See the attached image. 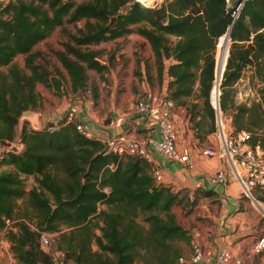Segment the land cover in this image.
<instances>
[{"label":"trees","instance_id":"16d2710c","mask_svg":"<svg viewBox=\"0 0 264 264\" xmlns=\"http://www.w3.org/2000/svg\"><path fill=\"white\" fill-rule=\"evenodd\" d=\"M232 14L226 0H166L154 6L138 0H9L0 6V68L7 66L0 71V147L17 137L23 143L20 151L0 155V166L11 167L0 172V231L19 264H58L54 251L62 255L59 264H136L138 255L142 264H178L180 244L190 241L172 212L177 192L155 182L153 163L104 154L99 139L81 135L64 117L16 133L22 114L39 106L36 85L59 93L65 79L59 72L49 75L34 46L64 23L83 21L57 54L70 92L79 94L88 70L104 80L108 69L90 46L137 34L151 47L158 83L164 73L168 77L166 97L174 108H185L196 145L216 132L219 111L228 117L231 133L246 131L247 143L264 149V0H246L235 19ZM228 31L217 111L211 103L215 50ZM226 54L220 42L221 64ZM18 55L24 56L23 68L13 63ZM247 64L262 82L259 100L251 104L238 103L234 90ZM148 68L145 62L147 77ZM25 176L35 180L29 189ZM254 196L264 200L258 190ZM18 199L25 203L21 211ZM43 232L57 233L56 250L41 249Z\"/></svg>","mask_w":264,"mask_h":264},{"label":"crops","instance_id":"0c3cea01","mask_svg":"<svg viewBox=\"0 0 264 264\" xmlns=\"http://www.w3.org/2000/svg\"><path fill=\"white\" fill-rule=\"evenodd\" d=\"M136 36L148 44L144 38L139 35ZM148 61L149 79L145 74L144 62H139V70L142 75L139 81L135 79L134 83H132L135 86L134 90H132L131 85H128L125 88L127 91L125 95L123 97H118L115 83L112 84L110 94L106 97L107 100H109L108 111L102 108L103 95H100V99H97L96 105H93L91 101L85 103L78 98L74 100L73 106L63 101L65 103L61 104V110L56 109L57 111H51L49 108H45L46 106H43L41 109V105L39 104L36 109L27 110L22 114L19 119L20 125L22 124L21 130L23 127L27 129H35V127L36 129H40L47 122L58 121L64 117L68 109L72 108L76 112L77 120L91 131L93 138L101 139L113 132H121L140 141H147L149 138L153 140L158 139L160 135L159 130L156 128L157 117L143 116L134 109L135 102L140 99L167 95L168 77L166 73H164L162 81L158 83L155 66L153 65L154 56L152 50ZM237 84L239 83H236L235 86ZM116 98H119L122 102L125 101L130 103L128 109L122 110L121 107H116L114 105ZM172 117L176 126L179 127L180 124L183 126L186 125V122H184L186 121L184 108H174ZM225 126L227 130H230L231 125L229 120H227ZM186 130L188 133L186 144L181 142V138L184 136L183 133L182 135L178 133V147L180 148L194 144V141H190V129L187 128ZM210 143L212 144L211 141ZM146 146L150 148L151 144L147 145L146 143ZM152 154L154 163L158 166L157 168L160 169L165 184L172 185V187L175 188L174 190L186 188L191 194H193L196 189L202 192L201 195L199 193L196 195L201 199L204 205L203 207L205 208V216L209 218L210 221L204 225H200L201 231H199L202 233V244L204 247L213 250H217L220 247H227L233 255L241 259L242 264H264V256L254 258V253L251 248L252 244H254L253 237L255 236V228H253V224L256 221L254 217L256 214L250 212V210L254 207H258L259 205L257 204H260L261 201L255 203L245 198L241 194L239 185L233 179L222 186L210 184L208 182L209 176L224 166L221 161L217 159L196 158L195 167L189 170L177 162L164 160L163 157L156 152ZM205 190H211L212 195L207 196L203 194ZM248 212L252 213L254 216L252 215L249 218ZM180 220L177 221L180 225L182 224V227L184 226L183 224H185L183 221H186V224H190V221H187L185 217H182ZM186 230L190 235L192 231L197 229L190 230L188 228ZM259 230H262V228ZM4 232L5 231H0V240L6 239L4 237ZM6 247L7 243L5 240L0 245V249L6 251ZM182 252L184 256H188L191 249L189 251L188 249H183ZM0 257H2L1 250Z\"/></svg>","mask_w":264,"mask_h":264},{"label":"built area","instance_id":"2783aa9c","mask_svg":"<svg viewBox=\"0 0 264 264\" xmlns=\"http://www.w3.org/2000/svg\"><path fill=\"white\" fill-rule=\"evenodd\" d=\"M238 1V5L233 7V2ZM246 0H226L227 7L233 9V19L239 14ZM220 42L226 44V51L230 37L227 32L218 37ZM218 44H216L218 46ZM226 58V56H225ZM225 58L222 64L215 61V84L211 91V103L218 100L220 95L219 85L225 67ZM252 69L251 64L245 66V71ZM217 88V95L215 94ZM174 104L171 99L165 96H154L146 99H140L135 102L134 109L143 116H156V128L159 130V137L156 140L152 138L147 141H140L121 132H113L101 139L104 154H114L118 157L125 158L128 156H139L147 162L153 163L154 171L152 173L155 182L162 183L163 176L158 166L154 163L153 152L161 155L164 160L173 161L181 164L184 168L192 170L195 167V159H217L224 166L213 172L208 182L215 186L226 185L233 179L240 187L241 194L248 200L260 202L254 196V191L258 190L264 198V149L260 145L250 146L247 143L249 134L246 131L231 133L226 129L218 108L216 124L217 129L214 133L215 142L211 146L206 145H189L178 147L179 134L173 121ZM63 118V117H62ZM66 122H75L76 130L87 138H92V133L82 123L77 120L76 112L70 108L64 115ZM53 130V127H49ZM147 145L151 144L149 148ZM148 147V148H147ZM23 148V143L17 137L14 141L1 147L3 152H18ZM107 192L108 188H104ZM5 231V230H4ZM6 240L8 252L10 242L7 239L0 240V245ZM51 233H40V247L45 252H50ZM191 252L188 256H181L178 264H242L239 257L227 247H220L217 250L204 247L202 244V233L199 230L190 233L189 241ZM264 250V235L252 245L254 254L261 253ZM11 251V250H10ZM13 256V253L10 254Z\"/></svg>","mask_w":264,"mask_h":264},{"label":"rangeland","instance_id":"374dc122","mask_svg":"<svg viewBox=\"0 0 264 264\" xmlns=\"http://www.w3.org/2000/svg\"><path fill=\"white\" fill-rule=\"evenodd\" d=\"M9 0H0V6L2 4L8 2ZM15 1V0H12ZM30 1V0H26ZM139 1V0H138ZM166 0H146V1H139L143 3L144 5L148 6H154V5H160L162 2ZM83 25V21H79L77 23L71 24V23H64L62 26L57 27L52 34L47 37L46 39L38 42L34 46V51L37 53H40V55L37 57V62L42 65L49 75L58 77V74L56 73H62L63 76H65V79L62 81V88L59 93L55 92L52 89L47 88L41 83H38L36 85V91L38 92L40 99L39 104L41 105V109L43 106H46L45 108H49L51 111L60 109L61 104L68 102L70 106H73V102L76 98H78L81 101H84L85 103L87 101H91L93 105L97 104V99H100V95L104 96L102 108L105 111L109 110V100H107V96L110 94L111 86L115 83V89L116 94L118 97H123L125 93L127 92L125 88L128 85H131L132 90L135 89V86L132 84L134 83V80L137 79L138 81L141 78V71L139 70V62L143 61L144 65L145 62L148 64L149 57L151 56V47L149 44H146V42L142 41L137 34H131L126 37L119 38L118 40L108 41L104 43H100L98 45H91L90 49L95 50L98 52V59L102 62L108 65V69L105 72V79L101 80L100 75L96 73L93 70H88V80L86 87H84L79 94H73L69 90V83L67 82V75L66 71L61 65V62L58 59L57 54L59 52L64 51V44L66 42H69L68 33L75 34L78 27H81ZM218 44V42H217ZM220 44V43H219ZM218 44V45H219ZM230 43H228L227 46V54L228 57V51H229ZM217 48L215 50V61L217 64ZM227 60V58H226ZM13 63L17 64L19 67H24V56L18 55L14 58ZM149 66V64H148ZM7 66L1 67L0 71H6ZM237 84L234 87L235 90V97L238 103H245V104H251L253 102H256L259 100L260 97V87L262 86L261 80L255 75L254 71H245L242 75V77L239 79ZM220 90V89H219ZM124 99V98H123ZM65 101V102H63ZM116 107H121V109L126 110L129 107L128 102L120 101L119 98H116L114 102ZM68 105V107H69ZM114 107V106H113ZM185 109V108H184ZM57 111V110H56ZM55 111V112H56ZM58 113V112H57ZM227 118H222L223 123H227ZM186 122V125L183 126L180 124V126H176V129L179 134L183 135L181 138V142L187 143L188 140V133L187 128L190 129V141H194V144L196 145L197 139L195 138L194 130L192 129V126L190 122ZM46 125V124H45ZM44 125V126H45ZM21 126L20 122L16 126V133L21 132ZM42 126V127H44ZM230 130L232 129V126H230ZM185 131V132H184ZM212 144L215 142V135L208 136L207 140H202L200 143L201 145L211 146L210 141ZM198 146V144L196 145ZM2 154V150L0 147V155ZM11 167L7 165H1L0 166V172L4 170H10ZM24 185L27 189L33 186L35 180L32 176H25ZM175 188L172 187V190L174 192H177V199L175 204L172 206V212L176 216V219L179 221L182 217L187 219V221H190V224H186V221H183L184 228L185 229H197L200 230V225H204L208 223L209 218L205 216V208L203 207V203L201 202V199L196 194H202V192L199 189H196L193 194L190 193L189 190L186 188L174 190ZM258 200V199H257ZM260 201V200H259ZM258 207H254L250 210V212H253L256 214L254 216L252 213L248 212L249 218L253 215L256 218V221L253 224V228H255L254 237H253V243H255L261 235H264V200H261ZM17 211H21L25 207V203L22 199H18L16 201ZM101 207V206H100ZM18 214V213H17ZM192 218V219H190ZM182 221V220H180ZM210 222V221H209ZM10 224V222L8 223ZM142 224L147 227L148 225L146 223ZM182 225V224H181ZM189 225V226H186ZM11 225H9V228ZM262 228V230H259ZM201 231V230H200ZM98 233V231H97ZM57 233H51V251L56 250V244H55V238ZM5 237V232H4ZM6 238V237H5ZM253 245V244H252ZM182 250L188 249L190 250V245L188 244H180ZM251 247V246H250ZM252 248V247H251ZM92 249L96 250L97 247L95 244H92ZM2 257H0V264H19L17 260L14 258V256H11L12 252L8 251V253L2 249ZM55 259L58 261L61 260L62 255L60 252L54 251ZM264 256V250L261 253L254 254V258ZM142 257L141 255H138L136 258V264H142ZM63 264H72L71 261H64Z\"/></svg>","mask_w":264,"mask_h":264},{"label":"water","instance_id":"95a60500","mask_svg":"<svg viewBox=\"0 0 264 264\" xmlns=\"http://www.w3.org/2000/svg\"><path fill=\"white\" fill-rule=\"evenodd\" d=\"M238 1H234L232 4H233V7H236L237 5H238ZM227 35L229 36V31L227 32ZM226 58H227V56H226ZM226 58H225V63H226ZM224 70V69H223ZM214 108H218V100H214ZM35 129H36V127H35Z\"/></svg>","mask_w":264,"mask_h":264},{"label":"bare ground","instance_id":"6f19581e","mask_svg":"<svg viewBox=\"0 0 264 264\" xmlns=\"http://www.w3.org/2000/svg\"><path fill=\"white\" fill-rule=\"evenodd\" d=\"M139 1H141V0H139ZM143 1H146V0H143ZM219 46H220V44L218 45V47H217V48H219ZM217 54H218V50H217Z\"/></svg>","mask_w":264,"mask_h":264}]
</instances>
